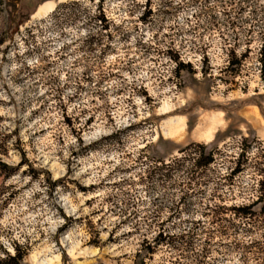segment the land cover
Wrapping results in <instances>:
<instances>
[{
	"label": "rangeland",
	"instance_id": "374dc122",
	"mask_svg": "<svg viewBox=\"0 0 264 264\" xmlns=\"http://www.w3.org/2000/svg\"><path fill=\"white\" fill-rule=\"evenodd\" d=\"M0 143L25 264H264V0H0Z\"/></svg>",
	"mask_w": 264,
	"mask_h": 264
},
{
	"label": "bare ground",
	"instance_id": "6f19581e",
	"mask_svg": "<svg viewBox=\"0 0 264 264\" xmlns=\"http://www.w3.org/2000/svg\"><path fill=\"white\" fill-rule=\"evenodd\" d=\"M55 7V2H46L40 5L38 11L33 14L32 18H41L43 16H46L49 13L53 12L55 10ZM168 108L169 107L167 106V109ZM218 124L220 123L216 118H209L207 124L202 128V130H200V133L198 132L199 137L207 141H212L214 132ZM183 129H185V125L182 118L170 119L168 120V122H166L164 133L169 137H176L180 134L181 131H183Z\"/></svg>",
	"mask_w": 264,
	"mask_h": 264
},
{
	"label": "trees",
	"instance_id": "16d2710c",
	"mask_svg": "<svg viewBox=\"0 0 264 264\" xmlns=\"http://www.w3.org/2000/svg\"><path fill=\"white\" fill-rule=\"evenodd\" d=\"M1 148V143H0ZM186 150V149H185ZM183 150V151H185ZM213 161V157L208 159L204 165ZM19 170V165H10L2 160L0 157V177H10ZM1 192V190H0ZM9 198L3 199L2 203H5ZM26 249L20 245H15V251L9 252L8 249L0 241V264H25Z\"/></svg>",
	"mask_w": 264,
	"mask_h": 264
}]
</instances>
